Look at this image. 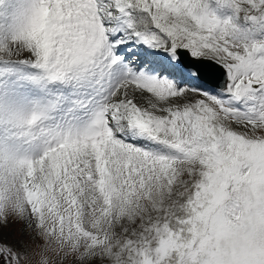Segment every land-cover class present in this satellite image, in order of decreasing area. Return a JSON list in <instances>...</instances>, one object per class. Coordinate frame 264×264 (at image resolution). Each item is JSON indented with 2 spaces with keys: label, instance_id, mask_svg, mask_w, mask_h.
<instances>
[{
  "label": "snow or ice",
  "instance_id": "6c2138e0",
  "mask_svg": "<svg viewBox=\"0 0 264 264\" xmlns=\"http://www.w3.org/2000/svg\"><path fill=\"white\" fill-rule=\"evenodd\" d=\"M0 264H264V0H0Z\"/></svg>",
  "mask_w": 264,
  "mask_h": 264
},
{
  "label": "rangeland",
  "instance_id": "374dc122",
  "mask_svg": "<svg viewBox=\"0 0 264 264\" xmlns=\"http://www.w3.org/2000/svg\"><path fill=\"white\" fill-rule=\"evenodd\" d=\"M23 228L21 223H12L3 228V231H11L13 235L18 236L20 230Z\"/></svg>",
  "mask_w": 264,
  "mask_h": 264
}]
</instances>
